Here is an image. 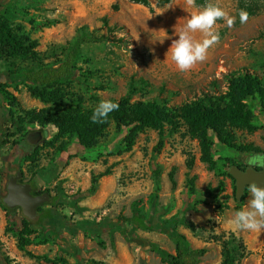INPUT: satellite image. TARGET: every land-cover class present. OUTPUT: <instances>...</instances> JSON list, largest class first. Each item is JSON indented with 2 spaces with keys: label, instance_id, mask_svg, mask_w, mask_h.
<instances>
[{
  "label": "rangeland",
  "instance_id": "1",
  "mask_svg": "<svg viewBox=\"0 0 264 264\" xmlns=\"http://www.w3.org/2000/svg\"><path fill=\"white\" fill-rule=\"evenodd\" d=\"M7 1L0 0V6ZM254 1L259 10L242 24L237 16L236 0H208L233 17L234 23L229 27L226 20H218L215 30L219 32V42L209 49L203 62L181 72L170 59V53H166L172 42L178 39L180 28L199 9L194 0L191 3L189 0H171L162 8L157 7L156 0H149L151 9L128 0H42L40 6L29 0H16L12 13L20 17L11 20L10 24L17 35L25 34L37 42V60H22L0 49V81H9L3 77L9 71L37 69L62 62L73 40L85 28L88 32L96 31L98 37H108L109 42L82 45L81 58L77 62L79 81L63 87L67 105L81 98L83 108L92 109L101 100L116 101L128 94L132 102L156 99L175 108L187 103L221 104L227 101L226 75L236 69L254 70L264 83V0ZM26 14H38L53 23L32 25ZM197 39H200L199 34ZM7 85V91L22 108L38 110L47 107L32 97L23 84ZM253 126L249 132L232 130L235 143L253 145L264 155V109H256ZM36 131L42 133L46 142L52 141V146L47 148L40 144L36 162L32 164L24 161H20L22 166L12 161L9 163L7 155L17 148L15 144L24 145L25 135ZM126 134L127 129L117 131L111 122L97 145L84 149L77 144L76 137L56 138L52 126L41 127L25 122L18 127L10 122L4 129L6 147L0 152V196L5 195L4 185L9 175L20 171L26 173L25 179H29L38 168L54 161L62 164L60 174L71 167V175L64 180L73 173L79 176L80 172L77 181L82 184L86 183L88 174L91 177L110 168L115 188L96 213L83 215L72 209V215L65 211L59 213L66 214L71 222L95 221L99 216L110 219L119 215L130 217L135 212L144 216L154 212L167 219L189 205L192 210L186 213V218L192 228L178 226V230L185 234L191 246L206 248L207 253L200 264H220L225 247L237 252L235 264H264V232H241L230 225L233 213L243 208L250 196L246 190L241 204L234 201L233 183L226 171L234 165L246 167L245 159L251 154L227 148L210 135L214 165L203 163L195 133L183 119L165 124L160 132L143 131L130 152H123L122 141ZM160 141L163 145L156 151ZM60 148L66 150L64 159L60 158ZM158 167L162 171L156 182ZM48 191L50 194L54 189ZM24 230L29 231L22 224L21 217L10 221L0 211V256L11 264H44L18 249L17 235ZM28 238L31 244L25 248L26 252L59 258L58 241L43 245L39 232H30ZM60 258H64L66 264L90 261L78 254ZM149 264L160 263L150 259Z\"/></svg>",
  "mask_w": 264,
  "mask_h": 264
},
{
  "label": "trees",
  "instance_id": "2",
  "mask_svg": "<svg viewBox=\"0 0 264 264\" xmlns=\"http://www.w3.org/2000/svg\"><path fill=\"white\" fill-rule=\"evenodd\" d=\"M16 0H9L0 6V49L7 50L10 55L22 60H37L35 51L38 44L32 41L27 35H17L10 24L11 20L20 16L12 13V7ZM38 6L42 0H29ZM130 3L151 9L149 0H128ZM171 0H156L157 7L162 8L170 4ZM237 16L239 19L240 11H246L248 18L255 16L259 10L258 4L254 0H236ZM209 3L208 0H194L196 7L201 8ZM30 24L45 26L53 23L44 16L38 14H26ZM240 20V19H239ZM109 42L106 36L98 37L96 31L88 32L85 28L80 30V34L71 43L68 53L64 60L53 66H44L37 69H25L9 71L3 77L6 82L0 81V105L6 106V111L13 126L21 127L25 122L30 125L41 127L52 126L56 131V138L76 137L77 144L84 149L94 148L99 138L112 122L117 131L127 129V134L123 137V152H130L138 135L147 129L161 131L165 124H170L176 119L185 120L193 129L199 142L201 150V161L214 165L211 155L210 135L223 146L240 151L242 154L262 155L261 151L253 145H239L235 143L232 130L252 131L253 123L256 119V109H264V83L260 75L251 69L242 67L226 75V98L227 101L221 104L209 103L202 105L198 103H187L179 108L172 107L165 101L156 99L131 101V95H126L122 99L116 100L119 108L109 114L103 123H92L90 117L92 109H85L82 106L83 100L80 98L76 102L67 105L64 86L72 81H79V67L77 62L81 58V47L87 43ZM8 83L23 84L28 88L30 95L38 99L47 107L38 110H26L17 102L16 98L7 91ZM28 133L25 135L24 145L27 147L25 154L18 156L30 164L36 162L39 153V145L50 148L51 142L42 140L37 146L27 143ZM19 146V143L15 144ZM160 141L156 146V151L162 147ZM64 149V148H63ZM60 158L65 157L66 150L60 148ZM264 156V155H262ZM64 159V158H63ZM62 162V161H61ZM59 163V162H57ZM236 166V165H234ZM241 169L246 167L238 166ZM62 164L59 163L58 169L61 170ZM227 168L226 175L233 183L234 201L239 205L246 196V192L240 202L235 200V182L229 175ZM162 169L156 168L155 181L158 182ZM111 174V169L107 168L104 172L91 176V186L84 193H76L68 196L61 188H56L54 196L48 193L50 200L45 205L37 209L39 220L32 222L25 218L19 209H9L3 204L6 195V185H4L5 195L0 196V208L8 220L12 221L19 215L24 227L30 232H39L41 244L53 242L57 243L61 232H66L79 239L89 238L98 242L100 246V236L103 233H115L119 231L128 245H138L140 250V264H146L144 254L153 253L160 259L162 264H200L206 255V248H192L187 237L180 233L178 226L191 229L192 225L186 218V213L192 210L191 206L186 205L175 215L162 219L150 212L144 216L140 212L133 213L130 217L123 215L115 219L103 217L99 221L80 220L71 222L65 215L58 212L59 207H68L76 213H82L83 209L78 203L87 197L93 196L98 189V179ZM36 176L33 177V179ZM38 177V176H37ZM53 179L55 178L52 177ZM172 185L174 186V182ZM192 187V183L190 182ZM247 190V188H246ZM245 190V191H246ZM190 191H193L190 188ZM19 211V214L16 213ZM156 232L167 236L175 246L174 254L161 249L157 244L142 239L137 235V231ZM21 231L17 237V247L32 259L39 260L44 264H60L65 259H51L46 256H35L26 252L25 248L31 244L29 240L30 232ZM238 254L234 249L224 248L223 258L220 264H235ZM80 263V262H79ZM0 264H11L7 258L0 256ZM86 264H101L95 261H88Z\"/></svg>",
  "mask_w": 264,
  "mask_h": 264
},
{
  "label": "crops",
  "instance_id": "3",
  "mask_svg": "<svg viewBox=\"0 0 264 264\" xmlns=\"http://www.w3.org/2000/svg\"><path fill=\"white\" fill-rule=\"evenodd\" d=\"M8 123H10V118L6 111V106L4 105L3 107L2 105H0V152L2 151V148L6 147L4 145V129H6V125H8ZM26 150L27 147L23 144H20L14 150H10V154L7 155L8 162L11 163L12 161V163H16V165L19 164L20 166H22V162L20 161H24L26 164H30L25 159L20 157L18 158V156L25 154ZM1 160L2 158L0 157V161ZM58 167L59 163L54 161L43 168H38V170L33 175H31L29 179H25L27 177L26 173H22L23 179L24 181H26V183L32 185V187L37 192L54 189V191L50 193L51 196H54V194L56 193L55 189L58 187L61 188L66 195H72L78 192L84 193L90 188L91 177L89 174L86 178L85 184L79 183L77 181V178L81 175L80 172L78 174L79 176L73 173L68 180H64L66 177L71 175V167L67 171H62L61 174ZM34 176L36 177L33 179ZM54 176L55 178L53 179L52 177ZM114 185L115 178L113 174L101 177L98 180L97 192L93 196L87 197L78 203L79 207L83 209L82 214L90 215L96 213V211L104 205L105 200L111 196V193L115 188ZM65 187H71L72 189L68 190L67 188L65 189ZM45 208H48V206H46ZM0 211L3 215H5L1 208ZM63 211H65V213L67 212L68 215H72V210L70 208L65 206L58 208V212ZM16 213L19 214V211H16ZM19 217L20 216L18 215L15 219L18 220ZM100 219L101 216L96 218L95 221H99ZM137 235L142 239L157 244L161 249L167 251L168 253L174 254L175 252L174 244L168 239L167 236L163 234L138 230ZM57 241L60 248L58 255L61 257H63V255L72 257V255L76 256L78 254L83 258H89L90 261L92 260L101 264H140L139 260L141 248L138 245H133L134 247H131L132 244L128 245L119 231H116L113 234L109 232L101 234L100 241L102 243V246H100L95 240L89 238L79 239L77 237L69 235L64 231L60 233L59 240ZM192 248L201 247L192 246ZM144 258L146 264H149L150 259H154L155 261H158L160 264H162L160 262V259L153 253H145Z\"/></svg>",
  "mask_w": 264,
  "mask_h": 264
},
{
  "label": "clouds",
  "instance_id": "4",
  "mask_svg": "<svg viewBox=\"0 0 264 264\" xmlns=\"http://www.w3.org/2000/svg\"><path fill=\"white\" fill-rule=\"evenodd\" d=\"M239 19L242 24L245 23L248 19L247 12L240 11ZM218 20H226L229 27L234 23L233 17L217 4L209 2L194 12L180 28L178 39L172 42L166 53H170V59L179 71H188L207 58L209 49L220 40L219 32L215 30ZM197 34L200 39H197ZM118 108V103L113 100H101L93 108L90 119L92 123H103ZM245 164L248 169L264 168V156L249 155ZM247 191L250 198L243 208L233 213L230 225L241 232H264V186L252 182L247 185Z\"/></svg>",
  "mask_w": 264,
  "mask_h": 264
},
{
  "label": "water",
  "instance_id": "5",
  "mask_svg": "<svg viewBox=\"0 0 264 264\" xmlns=\"http://www.w3.org/2000/svg\"><path fill=\"white\" fill-rule=\"evenodd\" d=\"M42 140L43 135L40 131L32 132L27 137V143L31 146H37ZM229 175L235 182V200L237 202L241 201L249 183L255 182L258 186H264V169H241L238 166H231ZM22 177V172H17L8 180L3 204L9 209H19L25 218L37 222L39 220L37 209L48 203L50 197L48 193L33 195L30 184L18 182Z\"/></svg>",
  "mask_w": 264,
  "mask_h": 264
},
{
  "label": "flooded vegetation",
  "instance_id": "6",
  "mask_svg": "<svg viewBox=\"0 0 264 264\" xmlns=\"http://www.w3.org/2000/svg\"><path fill=\"white\" fill-rule=\"evenodd\" d=\"M256 169H259V170H261L262 168H256ZM17 172H20V171H16L15 173H13L12 175H9L8 176V178H7V180H6V186H7V182H8V180L11 178V177H13V176H15L16 175V173ZM19 183H26V181H24V179H23V177H22V179L20 180V181H18ZM32 186V185H31ZM44 192H37L33 187H32V194L33 195H40V194H43Z\"/></svg>",
  "mask_w": 264,
  "mask_h": 264
}]
</instances>
